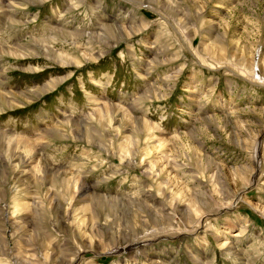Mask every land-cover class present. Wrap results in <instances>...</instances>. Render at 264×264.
<instances>
[{"label": "rangeland", "instance_id": "rangeland-1", "mask_svg": "<svg viewBox=\"0 0 264 264\" xmlns=\"http://www.w3.org/2000/svg\"><path fill=\"white\" fill-rule=\"evenodd\" d=\"M0 95V264H264V0H0Z\"/></svg>", "mask_w": 264, "mask_h": 264}, {"label": "bare ground", "instance_id": "bare-ground-1", "mask_svg": "<svg viewBox=\"0 0 264 264\" xmlns=\"http://www.w3.org/2000/svg\"><path fill=\"white\" fill-rule=\"evenodd\" d=\"M38 1V0H37ZM41 1V0H40ZM126 31V30H125ZM104 34H105V37L104 38H110V36L112 37V36H118V35H120V29L119 28H115V27H113V26H105V28H104ZM108 38V39H109ZM59 58V57H58ZM60 61H63V58L62 57H60ZM64 62V61H63ZM0 98L3 100L4 99V97L2 96V95H0ZM106 107V109H104V111L106 110V114H109V110L111 111V110H114V111H121L120 109H117L116 107H114V106H110V107H108V106H105ZM101 116V115H100ZM102 123V122H101ZM143 125L144 126H146V127H148V129H151V125L150 124H146V123H143ZM78 127H80V126H78ZM141 131H143V130H141ZM88 132V131H87ZM150 132V131H149ZM53 133V132H52ZM86 133V132H85ZM60 135H61V133H60ZM89 135V134H88ZM58 136H59V134H58ZM23 140V139H22ZM25 142H26V140H25ZM124 153V152H123ZM30 166V165H29ZM64 178V177H63ZM49 179V178H48ZM60 179V178H59ZM74 184V183H73ZM81 185V184H80ZM87 190H86V188L84 187V192H86ZM83 192V191H82ZM235 236V235H234ZM236 237V236H235Z\"/></svg>", "mask_w": 264, "mask_h": 264}]
</instances>
